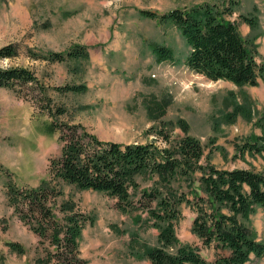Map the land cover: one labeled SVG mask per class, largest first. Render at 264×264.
I'll use <instances>...</instances> for the list:
<instances>
[{"label":"rangeland","instance_id":"1","mask_svg":"<svg viewBox=\"0 0 264 264\" xmlns=\"http://www.w3.org/2000/svg\"><path fill=\"white\" fill-rule=\"evenodd\" d=\"M206 1L217 0H0V48L12 44L18 52L0 59V68L29 69L47 87L52 102L67 109L62 121L81 124L102 141L154 142L164 147L156 132H167L176 140L184 135L177 123L183 119L189 134L205 148L203 163L264 174V82L239 88L193 72L184 64L188 47L180 31L169 21L140 14L141 10L163 14ZM235 1L230 19L264 61V0ZM241 14L255 17L256 26L243 22ZM158 44L169 47L176 60L156 62L151 47ZM76 45L87 47L86 58L58 62L29 55L66 52ZM66 84H84L86 89L64 93L54 89ZM39 97V90L28 85L20 93L0 88V264H60L53 258L47 261L54 249L49 238H40L20 221L7 198L8 181L28 188L48 180L49 160L60 152L59 133L45 132L51 118L35 102ZM237 105L247 107L250 118L238 114L234 123L224 122L222 116ZM254 142L262 152L245 148ZM198 177L196 173L191 183L180 180L173 186L190 198L193 191L205 195ZM137 179L141 188L157 181L156 176ZM60 187L62 194L50 205L59 221L65 201L73 202L78 216L86 219L79 238L86 264H151L139 249L141 243L158 244L157 230L146 213L122 211L115 198L101 192L65 183ZM179 209L177 245L201 247L202 256L212 263L213 248L202 247L191 230L194 210L185 203ZM243 222L256 240L264 242L261 208H253ZM8 242L19 243L24 252L11 250ZM244 264H264V257Z\"/></svg>","mask_w":264,"mask_h":264},{"label":"trees","instance_id":"2","mask_svg":"<svg viewBox=\"0 0 264 264\" xmlns=\"http://www.w3.org/2000/svg\"><path fill=\"white\" fill-rule=\"evenodd\" d=\"M236 3L235 0L206 1L163 14L148 10H141L140 14L161 22L169 21L180 31L188 47L184 64L193 72L239 88L257 86L264 82V61L258 58L256 45L244 38L236 22L230 19ZM240 18L250 27L256 26L255 17L241 14ZM151 50L158 63L176 60L173 51L165 45H154ZM17 54L12 44L0 48V59ZM29 55L64 62L86 58L88 50L84 45H76L66 52L37 54L32 51ZM26 85L39 90L40 97L35 102L51 118L45 132H58L61 148L59 154L49 160L48 180L28 188H18L8 181L7 198L20 221L40 238H49L54 249L49 251L47 261L53 258L60 264H86L79 252V238L86 219L78 216L73 202L65 201L59 208L65 213L63 221H59L50 205L62 194L60 183L104 193L115 198L122 211L146 213L151 226L157 230L158 244L141 243L139 249L151 264H244L252 258L264 257V242L256 240L243 222L255 207L264 212V174L203 163L207 156L205 148L199 139L189 134V126L183 119L177 123L184 135L176 140L172 141L167 132H156L165 142L164 147L154 142L102 141L83 125L62 121L61 116L67 109L52 102L46 93L47 87L29 69L0 68V88L20 93ZM54 89L64 93L84 91L86 87L66 84ZM238 114L250 118L249 109L237 105L234 111L222 116L223 121L234 123ZM255 144L249 143L245 148L262 152L261 146ZM196 173L205 195L193 191L190 198L173 186L176 181H193ZM138 176H156L157 181L141 188ZM182 203L194 210L191 230L202 247L213 248L212 263L202 256L201 247L177 245L176 226L181 218L179 206ZM131 239L134 242L136 235L132 234ZM7 246L17 253L24 252L17 242H8Z\"/></svg>","mask_w":264,"mask_h":264}]
</instances>
